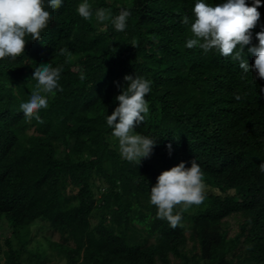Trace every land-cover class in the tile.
<instances>
[{
	"label": "trees",
	"instance_id": "16d2710c",
	"mask_svg": "<svg viewBox=\"0 0 264 264\" xmlns=\"http://www.w3.org/2000/svg\"><path fill=\"white\" fill-rule=\"evenodd\" d=\"M78 2L51 10L41 37L24 38L23 59L0 61V234L9 224L19 237L44 219L63 238L52 247L67 264H264V79L244 74L230 56L185 47L191 32L182 19L195 0H96L93 9L110 16L130 12L123 31L110 19L81 17ZM258 10L251 44L264 24V2ZM29 60L62 68L39 122L18 107L35 83ZM125 74L152 81L149 116L136 130L158 137L159 167L130 162L109 142L105 117ZM192 159L205 185L226 194L206 192L173 229L157 218L149 189L161 171ZM95 178L107 185L100 197ZM5 246L6 263L21 264L11 239Z\"/></svg>",
	"mask_w": 264,
	"mask_h": 264
},
{
	"label": "clouds",
	"instance_id": "9594fccd",
	"mask_svg": "<svg viewBox=\"0 0 264 264\" xmlns=\"http://www.w3.org/2000/svg\"><path fill=\"white\" fill-rule=\"evenodd\" d=\"M262 2L264 0H251L250 4L248 0H195L191 17L185 15L182 19V23L190 24L191 32L185 47H196L204 53L215 50L222 56H230L238 62L244 74L252 73L255 80L264 79V24L255 33L258 43L251 44V29L260 21L258 8ZM64 4L65 0H0V61L5 58L14 61L17 57L23 59L24 38H40L41 30L52 18L51 10ZM76 11L85 19L93 14L99 22L110 19L117 31L126 29L130 16L126 9L110 16L103 7L93 9L89 0H79ZM246 45H250L247 52L253 57L251 64L245 58ZM28 62L33 64L30 73L35 83L27 98L19 101L18 107L25 118L39 122L40 110L48 107V94L60 87L58 82L62 68L51 62ZM123 81V85L117 82L121 88L115 96L118 104L105 120L112 135L118 139L120 155L138 164L142 158L150 157L158 143V137L136 130L149 112L145 97L152 91V81L137 74H125ZM259 93L264 95V87L259 88ZM236 98L239 99V96ZM166 147L171 155L172 143L169 142ZM259 170L264 173V162L259 164ZM205 189L203 172L197 160L192 159L189 167L181 160L156 177L155 184L149 189V202L156 207L157 218L166 220L174 229L182 221L183 209L203 202ZM178 205L181 206L179 209Z\"/></svg>",
	"mask_w": 264,
	"mask_h": 264
},
{
	"label": "rangeland",
	"instance_id": "374dc122",
	"mask_svg": "<svg viewBox=\"0 0 264 264\" xmlns=\"http://www.w3.org/2000/svg\"><path fill=\"white\" fill-rule=\"evenodd\" d=\"M109 4H114L115 0H105ZM90 4H95L96 0H89ZM103 30V27H101ZM149 112L146 115L148 118ZM29 134V133H28ZM109 142L112 144L113 148L119 151L118 139L113 135L108 136ZM147 163H152L156 167H159L162 164V161L157 158L154 153V150L150 157L142 158ZM91 186L94 190L95 196L100 197L107 188V185L104 181L97 178L91 181ZM218 187L206 186V192L208 193H220L225 195L224 190L217 189ZM100 221V216L98 213H95L91 219L92 226H96ZM191 223L188 221L187 226ZM142 232L145 234L143 227L136 225ZM232 230L236 231L237 221L231 220ZM11 239L13 247L15 250L21 252V264H67L65 260L58 251L54 250L52 244L62 243L63 238L61 235L51 227V225L44 219H38L35 222L27 225L19 234V237H16L11 234L9 229V224L2 225V233L0 234V260L3 264L6 263V258L4 251L6 250V240ZM70 244H72L70 242ZM200 264H204L201 262Z\"/></svg>",
	"mask_w": 264,
	"mask_h": 264
}]
</instances>
